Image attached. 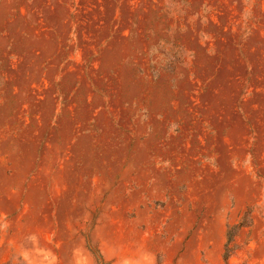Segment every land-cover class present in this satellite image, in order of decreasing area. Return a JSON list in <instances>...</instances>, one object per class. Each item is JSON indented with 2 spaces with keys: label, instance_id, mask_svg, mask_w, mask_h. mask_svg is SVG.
Instances as JSON below:
<instances>
[{
  "label": "rangeland",
  "instance_id": "1",
  "mask_svg": "<svg viewBox=\"0 0 264 264\" xmlns=\"http://www.w3.org/2000/svg\"><path fill=\"white\" fill-rule=\"evenodd\" d=\"M0 264H264V0H0Z\"/></svg>",
  "mask_w": 264,
  "mask_h": 264
}]
</instances>
